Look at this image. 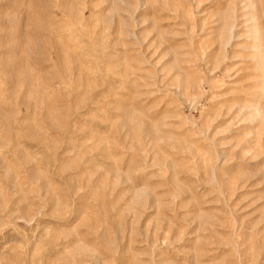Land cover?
I'll use <instances>...</instances> for the list:
<instances>
[{
    "label": "rangeland",
    "instance_id": "1",
    "mask_svg": "<svg viewBox=\"0 0 264 264\" xmlns=\"http://www.w3.org/2000/svg\"><path fill=\"white\" fill-rule=\"evenodd\" d=\"M0 264H264V0H0Z\"/></svg>",
    "mask_w": 264,
    "mask_h": 264
}]
</instances>
